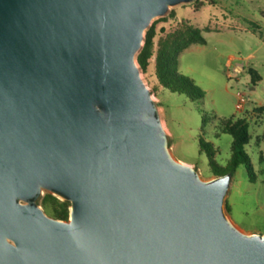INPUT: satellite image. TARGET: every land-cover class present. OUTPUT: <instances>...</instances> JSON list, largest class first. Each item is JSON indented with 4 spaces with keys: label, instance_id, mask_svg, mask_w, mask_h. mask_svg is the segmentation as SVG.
Returning <instances> with one entry per match:
<instances>
[{
    "label": "water",
    "instance_id": "water-1",
    "mask_svg": "<svg viewBox=\"0 0 264 264\" xmlns=\"http://www.w3.org/2000/svg\"><path fill=\"white\" fill-rule=\"evenodd\" d=\"M189 1L0 0V264H264V235L226 211L232 174L171 155L137 65Z\"/></svg>",
    "mask_w": 264,
    "mask_h": 264
},
{
    "label": "rangeland",
    "instance_id": "rangeland-1",
    "mask_svg": "<svg viewBox=\"0 0 264 264\" xmlns=\"http://www.w3.org/2000/svg\"><path fill=\"white\" fill-rule=\"evenodd\" d=\"M195 1L170 5L151 24L155 22L158 30L165 27L164 35L184 19L201 29L206 43L184 49L176 69L203 91V97L193 99L162 87L155 76V58L146 72L140 70L141 76L155 97L171 155L194 166L203 180L216 177L211 152L218 167H225L232 157L233 136L222 131L220 120H249L250 140L245 148L253 176L244 164L236 168L225 208L241 231L264 235V0H208L198 10ZM231 58L240 62L241 74L228 69ZM248 68L260 80L253 82ZM238 93H244L246 99L243 110L237 107ZM201 141L207 146L202 147Z\"/></svg>",
    "mask_w": 264,
    "mask_h": 264
},
{
    "label": "trees",
    "instance_id": "trees-1",
    "mask_svg": "<svg viewBox=\"0 0 264 264\" xmlns=\"http://www.w3.org/2000/svg\"><path fill=\"white\" fill-rule=\"evenodd\" d=\"M208 0H196V9H200ZM155 23V22H154ZM152 23L146 29L143 38V44L136 55V60L142 72H146L150 61L155 58V76L162 87L172 91L184 92L193 99L203 97V91L187 76L179 73L176 69L178 55L191 44H205L206 39L202 35L201 29L193 25L189 20H182L177 28L170 33L166 32L165 27L159 30ZM161 33L158 41L157 36ZM251 80L255 82L260 80V75L253 69L248 68ZM220 126L223 132L230 133L233 136L232 157L225 167H218L212 159L213 153H210V164L216 176L231 173L236 170L240 164H244L251 176L252 164L246 152L245 146L249 143L250 122L246 117H232L226 120H220ZM202 147L206 143L201 141ZM171 144L169 143V146ZM39 203L55 218L68 220L70 215L71 202L63 200L58 196L47 192L39 200ZM230 211V207L227 206Z\"/></svg>",
    "mask_w": 264,
    "mask_h": 264
},
{
    "label": "crops",
    "instance_id": "crops-1",
    "mask_svg": "<svg viewBox=\"0 0 264 264\" xmlns=\"http://www.w3.org/2000/svg\"><path fill=\"white\" fill-rule=\"evenodd\" d=\"M227 67L232 68V70L238 74L242 73V69L243 67L240 66V62L239 61H234L233 58L229 59L227 62Z\"/></svg>",
    "mask_w": 264,
    "mask_h": 264
},
{
    "label": "built area",
    "instance_id": "built-area-1",
    "mask_svg": "<svg viewBox=\"0 0 264 264\" xmlns=\"http://www.w3.org/2000/svg\"><path fill=\"white\" fill-rule=\"evenodd\" d=\"M238 103H237V107H238V109H240V110H243V108H244V103H245V101H246V99H245V96H244V93H238Z\"/></svg>",
    "mask_w": 264,
    "mask_h": 264
},
{
    "label": "flooded vegetation",
    "instance_id": "flooded-vegetation-1",
    "mask_svg": "<svg viewBox=\"0 0 264 264\" xmlns=\"http://www.w3.org/2000/svg\"><path fill=\"white\" fill-rule=\"evenodd\" d=\"M40 198H41V196H40ZM40 198L38 199V204L42 207V209H43V211L47 214V215H49V216H52L40 203H39V200H40ZM53 217V216H52ZM55 218V217H54ZM57 219V218H56Z\"/></svg>",
    "mask_w": 264,
    "mask_h": 264
}]
</instances>
